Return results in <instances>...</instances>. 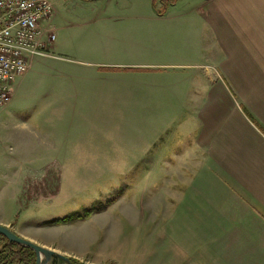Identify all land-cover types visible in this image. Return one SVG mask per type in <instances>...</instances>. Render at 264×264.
Masks as SVG:
<instances>
[{
  "label": "rangeland",
  "instance_id": "obj_1",
  "mask_svg": "<svg viewBox=\"0 0 264 264\" xmlns=\"http://www.w3.org/2000/svg\"><path fill=\"white\" fill-rule=\"evenodd\" d=\"M56 1L53 56L37 57L0 109V136L22 144L0 142V218L81 264H219L229 190L197 144L201 103L189 102L215 71L196 2ZM98 62L158 67L102 75Z\"/></svg>",
  "mask_w": 264,
  "mask_h": 264
},
{
  "label": "crops",
  "instance_id": "obj_2",
  "mask_svg": "<svg viewBox=\"0 0 264 264\" xmlns=\"http://www.w3.org/2000/svg\"><path fill=\"white\" fill-rule=\"evenodd\" d=\"M52 1L54 12L44 28L55 33L51 22L58 15L57 1ZM192 2L196 3L189 5V12L203 22L204 28L207 26V32H201L202 44L215 69L209 71L204 86L211 93L198 88L189 96L190 103H201L202 110L196 107L193 113L206 128L197 144L203 155L208 156L207 161L216 165L229 190V196L219 208L222 224L217 243L211 245V249L219 252V264H264V0ZM179 4L177 0L169 8H177ZM160 17L166 18L168 14ZM33 62L20 80L30 72ZM95 65L99 71L93 69L92 72L102 75L136 72L141 75L147 73L146 69L158 67L142 62H98ZM18 124L28 126L29 120L25 118ZM2 137L1 144L10 151L16 148L15 144L22 147L15 135L8 139ZM31 176L27 174L24 183L32 181ZM0 224L44 247L74 257L69 250L58 249L17 231L15 217L0 218Z\"/></svg>",
  "mask_w": 264,
  "mask_h": 264
},
{
  "label": "built area",
  "instance_id": "obj_3",
  "mask_svg": "<svg viewBox=\"0 0 264 264\" xmlns=\"http://www.w3.org/2000/svg\"><path fill=\"white\" fill-rule=\"evenodd\" d=\"M53 12L52 0H0V109L33 60L53 56L56 35L43 27Z\"/></svg>",
  "mask_w": 264,
  "mask_h": 264
},
{
  "label": "trees",
  "instance_id": "obj_4",
  "mask_svg": "<svg viewBox=\"0 0 264 264\" xmlns=\"http://www.w3.org/2000/svg\"><path fill=\"white\" fill-rule=\"evenodd\" d=\"M171 2L175 4L177 0H172ZM96 212H99V210H89L85 216L89 218ZM82 218H84V216H82L80 213H76L71 216L50 221L49 224H72ZM0 264H36V253L30 248L18 245L17 243H10L7 237L0 234ZM71 264L81 263L76 259L71 258Z\"/></svg>",
  "mask_w": 264,
  "mask_h": 264
},
{
  "label": "water",
  "instance_id": "obj_5",
  "mask_svg": "<svg viewBox=\"0 0 264 264\" xmlns=\"http://www.w3.org/2000/svg\"><path fill=\"white\" fill-rule=\"evenodd\" d=\"M0 234L7 237L10 243L32 249L36 253V264H60V261L71 264V257L24 238L8 226L0 224Z\"/></svg>",
  "mask_w": 264,
  "mask_h": 264
}]
</instances>
